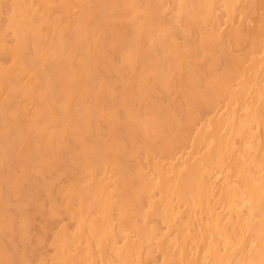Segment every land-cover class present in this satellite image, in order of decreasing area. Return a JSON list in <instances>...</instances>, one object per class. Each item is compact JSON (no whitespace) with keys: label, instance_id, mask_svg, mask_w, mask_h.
<instances>
[{"label":"bare ground","instance_id":"1","mask_svg":"<svg viewBox=\"0 0 264 264\" xmlns=\"http://www.w3.org/2000/svg\"><path fill=\"white\" fill-rule=\"evenodd\" d=\"M12 1L15 5L16 1L20 0H15V3L14 0ZM57 1L59 4L60 1ZM75 3L79 2L75 0ZM80 4L82 8L83 3ZM15 7L13 11H17ZM41 8L42 6L39 13L44 11H41ZM117 8L118 10L125 8V12H121L122 15L119 16L115 12ZM30 9L34 11L35 8ZM83 9H81L82 13ZM13 11H11L13 15L17 14ZM95 12L97 15L94 21L85 19V23L96 25L99 33L94 31L88 33L86 40L75 38L74 41L73 53L77 57L78 71L73 87H69L68 80L71 79L66 77L68 80L64 85L62 82L63 93L57 88L55 92L50 94V91L47 92L49 96L46 95L42 104L36 107L39 117L35 115L36 113L33 115L38 119L32 121V126H29L35 128L37 138L40 136L44 139L46 147L54 148L58 154L63 155V167L61 166L60 172L63 175L58 174L64 178L61 191L47 193V198L50 200L47 208L49 217L60 218L58 207H62L63 212L68 216L67 220L73 221L75 225L73 233L69 231L70 225L61 226L63 227L61 230L53 227L58 231H55L56 235L53 233L56 236L55 240L53 238L54 243L48 242L50 246L51 243L55 244L53 255L49 258L50 262L52 264H264V0H97ZM45 14L48 17L49 14L47 12ZM1 16L3 18L4 13ZM39 19L44 20L43 17H38ZM82 21L84 20L80 21L81 24L84 23ZM38 22L39 25L43 21ZM7 25L9 27V23ZM52 26L53 23L49 25L50 28ZM49 27H44V30L45 28L49 30ZM73 29L68 30L72 32ZM55 36L51 38L48 36V40L56 38ZM74 37L69 38L71 43ZM58 38H56L57 43L60 42ZM37 41L39 45L42 40ZM46 43L47 45L43 46L49 48L48 42ZM3 44L0 43V48H4ZM35 45L34 48L40 49ZM69 46V43L64 45L62 51ZM10 47L8 50L14 48L10 49ZM71 49L73 48H69V51ZM107 49H112L111 53H108ZM50 50L47 49L50 53L56 49L50 46ZM50 61L53 63L56 59ZM3 63L4 66L6 63ZM46 65L49 67V64ZM38 67V65L37 68L34 67L35 70L41 68ZM12 70L11 77L14 76ZM18 71L20 73V70ZM7 76L10 77L9 74ZM41 78L43 79L42 76ZM2 79H0V87L9 86L10 83H5ZM42 79L39 80L38 87L40 83H44ZM47 83L42 85L45 86L44 89L50 85ZM9 89L12 90V87ZM10 90L2 91L7 95ZM87 91L94 96V102L99 104L98 109L103 116V129L98 128V122L94 119L95 104L91 105L93 101L87 98ZM19 95L17 98H20ZM162 95L169 98L168 101L166 100L168 103L159 100ZM42 97L43 95L40 99ZM27 103L30 105V102ZM198 106H203L202 112V109L200 111L197 109ZM12 108L16 109L15 106ZM3 109L0 111L7 112V108ZM21 110L20 112L24 111ZM55 112L59 113L58 116ZM82 112L83 115L79 118ZM53 114L60 117V129L59 133L53 130L57 134L51 130L52 136L47 140L45 137L49 134V128L47 125L43 127V124L52 121ZM7 117L8 115L5 118ZM19 132L21 133L22 130ZM3 137L6 135L4 134ZM59 142L63 143L62 149L55 148L56 145L59 146ZM24 145L28 146V143ZM31 146L32 144L30 148L34 149L38 147L35 142L33 147ZM4 167L6 168V165ZM211 170L215 171L214 176H210ZM22 175L24 176L25 173ZM1 179L5 182L7 176ZM45 182L50 183V180ZM51 182L53 183V180ZM38 186L42 188V184ZM43 187L46 188L45 185ZM2 192L4 193L3 188ZM55 193L61 196L58 205L57 200L53 199L56 203L51 201ZM26 197H24L25 205L30 206L32 196L30 198L28 194ZM25 207L24 205L21 209L17 207L20 210L13 208L16 214L12 217L18 225L15 228H18L17 231L21 234L29 223ZM4 224L6 223L4 222L2 226ZM47 226L50 227V231L52 229L50 223ZM13 234L17 235L15 232ZM39 234L37 242L43 238H39L42 236ZM26 235L30 236V233ZM53 235L51 237H54ZM46 236L48 237L45 235V238ZM22 237V240L26 239L25 236ZM8 238L5 240L7 245L4 243L7 247L6 251L8 248L15 250V237ZM28 239L32 240V237ZM22 240H20L21 245L25 242ZM26 241L30 244L28 240ZM40 244L44 243L40 242ZM34 249L33 245L32 250ZM3 251L0 252V256L3 255ZM26 252H16L18 260L13 261L12 258L8 263H3L0 258V264L34 263L32 260L36 259L33 257L35 254L30 257ZM42 254H39L41 262L46 257L45 254L42 257ZM154 254L159 256V260L155 259ZM45 262L48 260H44L43 263Z\"/></svg>","mask_w":264,"mask_h":264},{"label":"rangeland","instance_id":"2","mask_svg":"<svg viewBox=\"0 0 264 264\" xmlns=\"http://www.w3.org/2000/svg\"><path fill=\"white\" fill-rule=\"evenodd\" d=\"M7 1V2H6ZM6 1H0V4L3 6H1L0 7V19H1V21H0V25H1V27H0V30L2 31H0V43H8V44H3L2 46L4 47V48H0V52L2 51V53H0V55L2 56H0V61H1V63H0V68L2 69H0L1 71H0V73H1V75H0V79H2V78H4V79H2L3 81L5 80V83H10L9 84V86H6V87H4L3 86V88L2 87H0V88H2V90H4V92H7V90H10L9 88L10 87H12V90H10L9 91V93H7V95H6V93H5V95H4V93H3V91L1 90L0 91V100H3V101H0V103L2 104L3 102L5 103H3V105H4V107H3V105H1L0 104V110L1 109H3V110H5V108H7V112H6V110H5V112L4 111H0L1 113H0V126H2V127H0V164H1V166H0V212L2 213V214H0V218H2V219H0V236L1 237H4V238H1V240L2 241H0V252H2L3 250V255H1L0 256V258H1V261L3 262V263H8L9 262V260H11L12 258V260L13 261H16V260H18V254L17 253H19V251H27L26 253H27V255L28 256H30V255H34L35 254V256H33V257H35L36 259H33L32 260V262H34V263H32V264H42L43 262H44V260L46 261V260H48V262H45V264L47 263V264H52L51 262H50V257L53 255L52 253L54 252V247H55V244H52V243H54V240H55V238H56V234H57V232H55V231H58V230H61V228H63V227H61V226H65L66 225V227H68L69 225H70V227H68L69 228V231H70V233L72 232H74L73 230H74V228H73V226L75 227V225L73 224L74 222L73 221H69V220H67V215H65L66 213H64L63 212V210H62V207H58V211H59V213L61 214H59V216L58 217H60V218H51V217H49L50 216V213H49V209H47V208H49V206H48V203L50 202V200H49V198H47L48 196H47V193L49 192H58L59 190L61 191V188H62V184L64 183V178H63V176H58V174H60V175H63V173H60L61 171H62V169H61V166L63 167V155L62 154H58L57 152H56V149L54 150V148L53 149H50L49 147H46V144L44 143V139H41V137L39 136V138H37V132H35V128L34 127H32V128H34V129H32V128H30L32 125H31V123H32V121H34V120H37L38 119V117H39V115H38V113H39V111H37L36 112V109L38 108V106L37 105H41L42 104V101H44V98H46V95H47V97L49 96V94L50 93H52V92H55L57 89H59L60 90V92L61 93H63L62 92V89H63V86H62V82H63V85H64V82H66L68 79L67 78H69V79H71V81L70 80H68V82H69V87L70 88H72L73 87V84H74V79H75V75L77 74V71H78V69H76L77 68V57L75 56V54L73 53L74 51H75V49H74V41H75V38H79V39H83V40H86V38H87V36L90 34V33H93L94 31L95 32H98L97 30H96V25H91L89 22H87V25H86V20L87 19H89V20H93L94 21V19H95V17H96V12H95V10H96V4H97V0H81V2H80V0H77L79 3L78 4H76L75 3V0H59L60 2H59V4H58V1L57 0H50L51 2H49V0H39L40 2H37L38 0H34L35 1V3H34V1H28V0H25V2H24V0L23 1H21L22 2V4H20L21 2L20 1H16V3H15V0H14V3H15V5L13 4V1L12 0H6ZM26 1H27V3H26ZM88 1V2H87ZM11 2V3H10ZM19 2V3H18ZM45 2V3H44ZM53 2V3H52ZM89 2H91V4H89ZM9 3V4H8ZM41 3V4H40ZM44 5H43V4ZM51 3V4H50ZM58 4V6L59 7H57V5L56 4ZM64 3H66V4H64ZM80 3H83L82 4V8H81V4ZM10 4H11V6H10ZM16 4H19V5H16ZM28 4H30V5H28ZM45 4H47V5H45ZM55 5V6H54ZM65 5V6H64ZM89 7H87V6ZM92 5V6H91ZM18 7V8H16V7ZM20 6V7H19ZM28 6V7H27ZM40 6H42V10L41 11H45V12H47V14H49L48 15V17H46V14H45V12L43 11V12H41V13H39V11H40ZM60 6H62V7H60ZM85 6V7H84ZM95 6V7H94ZM11 7V8H10ZM13 7H15V10H17V11H13L14 9H13ZM43 7H44V9H43ZM48 7V8H47ZM50 7V8H49ZM52 7V8H51ZM67 7V8H66ZM79 7H80V10H79ZM91 7V8H90ZM5 8H7V10H4ZM27 8V9H26ZM30 8H35L34 9V11L32 10V9H29ZM39 8V9H38ZM48 10H46V9ZM84 8V9H83ZM95 8V9H94ZM10 11H9V10ZM12 9V10H11ZM55 9V10H54ZM81 9H83L84 10V12L82 13V11H81ZM93 10V12L91 13V10ZM18 10H20V11H18ZM66 10V11H65ZM78 10V11H77ZM6 11L9 13H6ZM11 11H13V13H17V14H14L15 15V17H14V15L12 14V12ZM26 11V12H25ZM29 11V12H28ZM32 13H31V12ZM56 11H57V13H59V14H57L56 13ZM59 11V12H58ZM86 11V12H85ZM4 13V16H3V18H2V14ZM51 12V13H50ZM115 12H117L118 14H119V16H121L122 15V13H124L125 12V8H119V10H118V8L117 9H115ZM120 12V13H119ZM122 12V13H121ZM22 13V14H21ZM31 13V14H30ZM45 15H44V14ZM72 13H73V15H72ZM89 13V14H88ZM12 14V15H11ZM24 14V15H23ZM25 14H26V16H25ZM34 14V15H33ZM37 14V15H36ZM79 14H82V15H79ZM12 16L11 18L9 17V16ZM30 15H33L32 17L30 16ZM39 15V16H38ZM40 15H43V16H40ZM55 16V18L56 19H58V20H56V19H54V16ZM61 15H63V17L61 16ZM6 16H8V17H6ZM87 16V17H86ZM89 16V17H88ZM21 17H24L23 19H21ZM38 17L39 18H44V20H38ZM59 17V18H58ZM79 17V18H78ZM84 17V18H83ZM91 17V18H90ZM12 20V24L10 23V19ZM27 18H29L28 20H27ZM31 18V19H30ZM33 18V19H32ZM49 19V21H48V19ZM51 18H53L52 19V21L50 20ZM73 18H74V20H73ZM83 18V19H82ZM46 19V20H45ZM62 19V20H61ZM79 19V20H78ZM86 19V20H85ZM29 20H31L30 22H32V23H30L29 22ZM35 20V21H34ZM77 20V21H76ZM81 20H84V21H82V22H84L83 24H81L80 23V21ZM88 20V21H89ZM4 21V22H3ZM9 21V22H8ZM21 21H23V22H21ZM38 21H43L42 23H46L45 25H43L42 23H40L39 25H38ZM55 21V22H54ZM56 21H57V23H56ZM75 21H76V23H75ZM6 22H8L9 23V27H8V23L6 24ZM15 22H16V24H15ZM37 23V24H36ZM52 23H53V26L54 25H56V26H58V27H56V28H54L53 26H52V28H50L49 27V25H52ZM56 23V24H55ZM63 23H64V25H63ZM89 23V24H88ZM4 24H6V25H4ZM19 24V25H18ZM29 24H31L30 25V27H27ZM57 24H61V25H57ZM77 24V25H76ZM63 25V26H62ZM67 25V27H65ZM38 26H40V27H38ZM49 27L50 29H51V32H50V29L48 30V28H45V30H44V27ZM76 26V27H75ZM79 26V27H78ZM82 26V27H81ZM3 27H5V28H3ZM7 27L9 28L8 30H7ZM20 27V28H19ZM24 27H26L25 29H24ZM64 27V28H63ZM71 29H70V28ZM82 29H81V28ZM86 27V28H85ZM94 27V28H93ZM38 28V29H37ZM74 28V29H73ZM12 29H15L14 31L12 30ZM55 29V30H54ZM56 29H59V31H57ZM72 30L73 29V31L71 32V31H69V30ZM92 29V30H91ZM95 29V30H94ZM4 30H6V32H4ZM37 30V31H36ZM40 30V31H39ZM52 30H54V31H56V32H58L57 34H56V32H54V31H52ZM61 30V31H60ZM79 30V31H78ZM83 30V31H82ZM11 31V32H10ZM21 31V32H20ZM40 33H39V32ZM49 31V32H48ZM63 31L65 32V31H67V33H63ZM81 31V32H80ZM10 32V33H9ZM13 32H14V34H13ZM35 32H37V34L39 35H37ZM42 32H44L46 35H44V33H42ZM54 32V33H53ZM62 32V33H61ZM74 32V33H73ZM75 32H77V33H75ZM3 33V34H2ZM9 33V34H8ZM41 33H42V35H41ZM71 33V34H70ZM89 33V34H88ZM99 33V32H98ZM8 34V35H7ZM11 34H13V35H11ZM20 34H22V35H20ZM30 34V35H29ZM35 34V35H34ZM53 34V35H52ZM55 34L57 35V36H55ZM65 36H64V35ZM68 34V35H67ZM75 34V35H74ZM81 34H82V36H81ZM6 35V36H5ZM10 35V36H9ZM24 35V36H23ZM62 35V36H61ZM98 35V34H97ZM2 36H4V37H2ZM30 36V37H29ZM32 36H34V37H32ZM48 36L51 38V37H56V38H58V36H60L58 39H60L59 41V43H57L58 42V40L56 39V38H52L51 40H48ZM71 36H75L74 37V40H73V43H71L70 41H69V38L71 37ZM1 37H2V39H1ZM23 37V38H22ZM65 37V38H64ZM66 37H68V38H66ZM4 38H6V39H4ZM22 38V39H21ZM35 38V39H34ZM38 38V39H37ZM43 38H46V39H43ZM64 38V39H63ZM4 39V40H3ZM24 39L26 40V41H24ZM63 39V40H62ZM2 40H3V42H2ZM6 40H7V42H6ZM17 40V41H16ZM29 40H31V41H29ZM33 40H35V42L33 41ZM37 40H42V41H40V43H39V45L37 44L38 43V41ZM48 40V41H47ZM53 40V41H52ZM11 41H13V42H11ZM22 41H24V42H22ZM48 42V47L49 48H47L46 46H43V45H47V43L46 42ZM51 41V42H50ZM53 42H55V43H53ZM62 42L64 43V45H66V44H70V46L65 50V51H62L63 50V46L64 45H62ZM11 43H14V45H12ZM31 43L33 44V45H35V46H38L37 48H40V49H36V47L34 48V46L33 45H31ZM44 43V44H43ZM51 43V44H50ZM58 45H57V44ZM50 44V45H49ZM55 44V45H54ZM52 45H54L53 47H52ZM9 46H11V47H14V48H12L11 49V47H10V49L11 50H8L9 49ZM19 48H18V47ZM50 46H51V48L52 49H56V50H54V51H52L51 53L50 52H48L47 51V49L49 50V51H51L50 50ZM0 47H1V45H0ZM7 47V48H6ZM15 47H17V48H15ZM29 47V48H28ZM60 47V48H59ZM22 48V49H21ZM32 48V49H31ZM47 48V49H46ZM62 48V49H61ZM69 48H73V49H71L70 51H69ZM2 49H4V51L2 50ZM16 49V50H15ZM17 49H20V50H17ZM34 49H36V50H34ZM45 49V50H44ZM31 50V51H30ZM39 50V51H38ZM44 50V51H43ZM58 50H60V51H58ZM112 50V49H111ZM111 50L110 49H107V52L108 53H111ZM6 51V52H5ZM18 51H20V52H18ZM25 51H26V53H25ZM33 51H36L35 53H37L38 52V54H35V53H33ZM56 51H58L60 54H62V55H60V54H56V53H58V52H56ZM62 52V53H61ZM70 52V53H69ZM13 53V54H12ZM41 53V55H39ZM49 53V54H48ZM73 53V54H72ZM7 54H8V56H7ZM26 54V55H25ZM48 54V55H47ZM54 54V56L55 55H57V56H52ZM71 54H72V56H71ZM12 55H14L13 57H12ZM28 55V56H27ZM30 55H35L34 57L33 56H30ZM45 55H47V57H45ZM50 55V56H49ZM58 55H60V57L58 56ZM27 56V57H26ZM39 56V57H38ZM16 57V58H15ZM17 57H18V59H17ZM32 57V58H31ZM37 57H38V59H37ZM49 57H51V58H49ZM64 57V58H63ZM66 57H68L67 59H66ZM12 58H14L13 60H12ZM35 58V59H34ZM43 58H44V60H43ZM56 59V61H58L59 59L58 58H61L58 62H53V63H51L52 61H50V60H55ZM9 59V60H8ZM26 59V60H25ZM65 59V60H64ZM17 60V61H16ZM42 60V61H41ZM48 60L50 61V62H48ZM68 60H70V61H68ZM73 60V61H72ZM30 61H32V62H30ZM34 61H35V64H37L38 62H40V63H38L37 65L39 66V67H41L39 70H35V68L34 67H36L37 68V65H35L34 64ZM44 61H47V62H44ZM65 61H67V62H65ZM2 62H4L3 64H5L4 66L2 65ZM13 62H15V63H13ZM16 62H20V63H16ZM27 62H28V64H27ZM43 62V63H42ZM68 62H70V63H68ZM42 63V64H41ZM46 63L47 64H49V67L46 65ZM57 63V64H56ZM62 63H63V65H62ZM223 63H224V61H223ZM223 63H222V67H223ZM20 66V67H17L18 65ZM21 64V65H20ZM32 64V65H31ZM40 64V65H39ZM53 64V65H52ZM68 66H67V65ZM73 64H74V66H73ZM3 67H2V66ZM8 65H10V66H8ZM44 65H46V66H44ZM58 65V66H57ZM12 66H15V67H13L12 68ZM42 66H44V67H46V68H44V67H42ZM53 66V67H52ZM21 67H22V69H21ZM25 67H27V69L25 68ZM31 67V68H30ZM38 67V68H39ZM63 67H66V68H63ZM74 67V69H72ZM50 68V69H49ZM57 68H59V69H57ZM13 69V70H12ZM16 69V70H15ZM26 69V70H25ZM29 69H31V71L29 70ZM47 69H48V71H47ZM55 69V70H54ZM58 71H57V70ZM66 69V70H65ZM73 70V71H68V70ZM11 70H12V73L14 74V76H16L15 78H13L14 76H12L11 77ZM18 70H20V73H19V71ZM25 70V71H24ZM33 70H35V71H39L38 73L37 72H33ZM45 70V71H44ZM54 70V71H53ZM28 71V72H27ZM22 72H24V73H22ZM25 72H26V74H25ZM33 72V73H32ZM43 72H48V73H43ZM53 72V73H52ZM18 73V74H17ZM29 73H31L30 75H28V76H26L27 74H29ZM41 73V74H40ZM50 73H52V74H50ZM54 73H56V74H54ZM63 75H62V74ZM67 73V74H66ZM5 74H6V76H5ZM9 74V76L10 77H8L7 75ZM20 74V75H19ZM37 74H40L42 77H43V79L41 78V76L40 75H37ZM61 74V75H60ZM65 74V75H64ZM3 75V76H2ZM47 75V76H46ZM61 77H60V76ZM22 76V77H21ZM63 76H65V77H63ZM72 76V77H71ZM7 79H6V78ZM26 77H27V79H26ZM36 77V78H35ZM37 77H40L41 79H42V81L45 83H47V80H49L48 81V83L50 84V85H48L47 87L48 88H46V89H44V87L45 86H42L44 83H40V85H39V87H38V83H39V80H41L40 78H37ZM49 77L50 78H52V79H49ZM55 77V78H54ZM59 77V78H58ZM67 77V78H66ZM19 78V79H18ZM23 78H24V81H26V83L23 81ZM57 78V79H56ZM61 78V79H60ZM13 79V80H12ZM16 79V80H15ZM38 79V80H37ZM59 79V80H58ZM7 80V81H6ZM9 80H12V81H10L9 82ZM57 80V81H56ZM1 81V80H0ZM21 81H23V82H21ZM36 81H38L37 83H36ZM42 81H40V82H42ZM17 83V82H21V83H17V84H15V83ZM12 83V84H11ZM23 83V84H22ZM47 83V84H48ZM57 83V84H56ZM60 83V84H59ZM8 84H6V85H8ZM14 84V85H13ZM25 84V85H24ZM17 85V86H16ZM22 86V88H20L19 86ZM52 85V86H51ZM35 86V87H34ZM9 87V88H8ZM14 87V88H13ZM15 87L17 88V89H15ZM53 87V88H52ZM55 87V88H54ZM62 87V88H61ZM8 88V89H7ZM32 88V89H31ZM34 88H36L35 90H34ZM52 88V89H51ZM57 88V89H56ZM19 89H22V91L21 90H19ZM14 90H16V91H14ZM32 90V91H31ZM45 91V92H42V91ZM47 90V91H46ZM55 90V91H54ZM12 91V92H11ZM20 93H19V92ZM32 93H30V92ZM37 91L39 92V93H37ZM50 91V92H49ZM29 92V93H28ZM47 92H49V94L47 93ZM12 93H13V95H12ZM28 93V94H27ZM61 93H58V94H61ZM87 94H88V96H87V98L89 97V101H93V103L91 104V105H93V104H95L94 105V108L96 109V111L94 112V119H95V121L96 122H98L97 124H98V128H100V129H103V116H102V114H101V112L99 111V109H98V106H99V104L98 103H95L94 102V100H95V98H93L94 96L91 94L90 95V92L89 91H87L86 92ZM3 94V95H2ZM10 94V95H9ZM19 94H21V95H19ZM12 95V96H11ZM18 95L20 96V98H17L18 97ZM22 95H23V97H22ZM28 95V96H27ZM32 95H34V96H32ZM43 95V97H42V99H40V97ZM13 96H15L14 98H13ZM165 96V95H164ZM163 95L162 96H160V98H159V100L161 101V102H165L166 100L168 101L169 100V98L167 99L166 98V96L164 97ZM11 97V98H10ZM28 97V98H27ZM36 97H38V99L36 98ZM165 99H164V98ZM4 98V99H3ZM8 98V99H7ZM24 98L25 99H27V100H24ZM13 99H15L14 101H13ZM22 99V100H21ZM40 99V100H39ZM11 100V101H10ZM30 100H32V101H30ZM33 100H38V101H33ZM9 101H10V103H9ZM16 101V102H15ZM20 103H19V102ZM22 101H23V103H22ZM165 102V103H168V102ZM8 102V103H7ZM27 102H30V105H29V103H27ZM33 102V103H32ZM36 103V104H35ZM38 103V104H37ZM13 104H15V105H13ZM31 104H32V106H34V107H32L31 106ZM6 105V106H5ZM23 105H24V109H22L23 108ZM36 105V106H35ZM91 105H89V106H91ZM97 105V106H96ZM7 106H11L10 108L12 109H9V107H7ZM16 107V109L15 108H12V107ZM17 106H19V107H17ZM27 107V108H26ZM37 107V108H36ZM203 106H198L197 107V109L200 111L201 109V112L203 111V108H202ZM31 108H33V109H31ZM14 109H15V111H14ZM22 109V110H21ZM20 110L21 111H23V112H20ZM43 110V109H42ZM84 110V109H83ZM8 111H9V113H8ZM16 112H18V113H20V114H17ZM31 112V113H30ZM36 113V114H35ZM57 115L56 116H58V112H55ZM183 113V112H182ZM22 114H24V115H22ZM38 115V117L36 116V119L33 117V115ZM91 114H92V112H91ZM3 115V116H2ZM5 115V116H4ZM6 115H8V117L7 118H5L6 117ZM14 115H15V117L19 120H16V118H14ZM26 115H29V116H26ZM68 114H66V116H67ZM83 115V112H82V114L80 115V116H78L79 118L81 117ZM10 116V117H9ZM56 116H54V114H53V120L52 121H49V122H45V124H43V127H45L44 125H47L48 126V128H49V131H48V133L49 134H46V139L48 140V139H50L51 138V136L52 135H50V134H52L54 131L53 130H55V132H57V133H59V129H60V117H56ZM13 117V118H12ZM19 117V118H18ZM24 119H26V120H24ZM99 117V118H98ZM58 118V119H57ZM13 119V120H12ZM101 119V120H100ZM4 121V122H2V121ZM6 120V121H5ZM9 120H11V122L9 121ZM9 121V122H8ZM16 121V122H15ZM19 123H18V122ZM23 122V123H22ZM30 122V123H29ZM55 122V123H54ZM4 123V124H3ZM14 125H13V124ZM20 123H22V125L20 124ZM25 123H28V124H25ZM46 123H48V124H46ZM17 124V125H16ZM53 124H55V125H53ZM6 125V126H5ZM12 125V126H11ZM57 125V126H56ZM8 126H10V127H8ZM13 126H14V130H13ZM21 126L23 127V128H21ZM30 126V127H29ZM55 126V127H54ZM5 127H7V128H5ZM17 127V128H16ZM2 128V129H1ZM24 128H26V129H24ZM29 129H31V130H29ZM11 131V132H9V131ZM20 130H22V132L20 133L19 131ZM53 132H52V131ZM4 131V132H3ZM7 131V132H6ZM14 131V132H13ZM17 131V132H16ZM8 132H9V134H8ZM29 132H33L34 133V137H33V133L31 134H29ZM52 132V133H51ZM54 132V133H55ZM21 135H20V134ZM23 133V134H22ZM57 133H55V134H57ZM4 134L6 135V137H3L4 136ZM12 134V136H10ZM18 134H19V136H18ZM14 135V136H13ZM48 135V136H47ZM20 138H18V137ZM21 136H23V137H21ZM10 137H12V138H10ZM36 138V139H35ZM6 139H8V140H6ZM10 139H11V141H10ZM13 139V140H12ZM16 139H18V140H16ZM22 139V140H21ZM38 139V140H37ZM18 141V142H16L15 143V141ZM31 140V141H30ZM14 141V142H13ZM24 141H26V142H24ZM46 141V140H45ZM21 142V143H20ZM34 142H35V145L36 146H38V147H36V149H34V148H30V145L32 144V146L31 147H33V144H34ZM24 143H28V146H29V149H27V147L28 146H26V145H24ZM13 144V145H12ZM40 144H42V145H40ZM14 145H16V146H14ZM21 145H23V147L21 146ZM4 146V147H3ZM59 146H60V148H59ZM59 146H55V148H58V149H62L63 148V143H60L59 142ZM93 146V145H92ZM10 148V149H12V150H9L8 148ZM12 147V148H11ZM42 147V148H41ZM7 148V149H6ZM19 149V151L20 152H18V149ZM5 149V150H4ZM17 149V150H16ZM41 149V150H40ZM1 150H2V152H1ZM4 150V151H3ZM22 150V151H21ZM42 150H43V152H42ZM13 151V152H12ZM49 151H51V152H49ZM23 153V155H22V153ZM53 152H54V154H55V156H52L51 157V155H54L53 154ZM33 154V156H31L32 154ZM51 153V154H50ZM8 154V155H7ZM56 154H58V156H56ZM24 155H27L26 157L24 156ZM59 155H61V156H59ZM8 158H7V157ZM20 156V157H19ZM37 156H38V158H37ZM40 156V157H39ZM44 156V157H43ZM11 157V158H10ZM42 157V158H41ZM55 157V158H54ZM6 158H7V160H6ZM44 158V159H43ZM61 158V159H60ZM53 159V160H52ZM55 159V160H54ZM5 160V161H4ZM22 160V161H21ZM26 160V161H25ZM33 161V162H29V161ZM57 160V161H56ZM51 161H53L54 162V164H53V162L51 163ZM45 162V163H44ZM6 163V164H5ZM8 163V164H7ZM58 163V164H57ZM62 163V164H61ZM56 164V165H55ZM6 165V168L4 167ZM13 165L15 166V167H13ZM26 165H29V166H26ZM33 165H35V166H33ZM53 167H52V166ZM31 166V167H30ZM41 167V169H40V167ZM50 166V167H49ZM59 166V167H58ZM9 167H10V169H9ZM23 167V168H22ZM43 167H45V168H43ZM4 168V169H3ZM47 168V169H46ZM50 168V169H49ZM38 169L40 170V171H42V172H40V171H38ZM56 169V170H55ZM24 170V171H23ZM31 170H34V171H32L33 172V174H31L32 172H31ZM13 171V172H12ZM20 171H22V173H20ZM29 173H28V172ZM8 172H10V173H8ZM17 174H15V173ZM35 172V173H34ZM36 172H37V174H36ZM40 172V173H39ZM59 172V173H58ZM145 172L147 173V171L145 170ZM25 173V175L23 176L22 174H24ZM43 173V174H42ZM49 173H51V174H49ZM210 176H214L215 175V171H213V170H211L210 172ZM39 174H41V175H39ZM49 174V175H48ZM47 175V176H46ZM57 175V176H56ZM4 176H7V180H5V182L4 181H2L3 179H1V178H4ZM20 176V177H19ZM26 176V177H25ZM43 176V177H42ZM50 176V177H49ZM10 177H11V179H13V180H11L10 179ZM14 177V178H13ZM25 177V178H24ZM29 177H31V178H29ZM42 177V178H41ZM16 178V179H15ZM43 178H44V180L45 181H49L50 180V183H48V182H45L44 180H43ZM52 178H54V179H52ZM62 178V180H60ZM24 179H26L25 181H24ZM56 179H58V181H56ZM15 180V181H14ZM29 180H30V182H29ZM32 180H34V181H32ZM36 180H40V184H42V188L41 187H39L38 185H40L39 183H38V181H36ZM51 180H53V183L51 182ZM55 180V181H54ZM27 181V182H26ZM63 181V182H62ZM20 182V183H19ZM28 182H29V184H28ZM54 182L56 183V184H54ZM15 183V184H14ZM35 183L37 184V185H35ZM47 183V184H46ZM6 184V185H5ZM50 184H52L53 186H55V187H53V186H51ZM59 184V185H58ZM1 185H3L4 187H2ZM34 185V186H33ZM43 185H45V187L46 188H44L43 187ZM11 186V187H10ZM25 189H24V188ZM31 187V188H30ZM2 188H3V191H4V193L2 192L1 193V191H2ZM7 188V189H6ZM34 188H36V189H34ZM53 188V189H52ZM12 190V191H10V190ZM19 189V190H18ZM45 189H47V190H45ZM49 189V190H48ZM21 190H22V193H21ZM27 190H28V192H27ZM37 190V192H35ZM40 190V191H39ZM54 190V191H53ZM32 191V192H31ZM42 191V192H41ZM47 191V192H46ZM5 192H7V193H5ZM15 192V193H14ZM17 192V193H16ZM38 192H39V194H38ZM30 195V198H31V196H32V200H30V206H27V205H25V199H24V197L25 198H27L26 196L28 195V194ZM34 193V194H33ZM13 194V195H12ZM32 194V195H31ZM6 196V197H5ZM9 196V197H8ZM15 198H14V197ZM16 196H18V197H16ZM24 196V197H23ZM35 196V197H34ZM39 196H41V197H39ZM55 196V197H54ZM3 197V199H1ZM13 197V198H12ZM34 197V198H33ZM60 195H58L57 193H55L54 195H53V197L51 198V201L52 202H54V203H56L55 201H53V199L54 200H57V205L59 204V202H60ZM9 198V199H8ZM21 198V199H20ZM3 200H4V203H3ZM5 200H7V201H5ZM8 200H10V201H8ZM49 200V201H48ZM19 201V202H18ZM38 201V203L36 204V202ZM14 202V203H13ZM17 202V203H16ZM44 202V203H43ZM22 203V204H21ZM32 203H33V205H32ZM15 204V205H14ZM9 205H11L12 207H10ZM23 207V205L24 206H26L25 207V209H26V215L27 216H29V217H27V219H29L27 222H29L28 223V226L26 225H24L25 226V229H23V232H22V234L24 233V235H22L21 234V232H18L17 230H18V228L16 229L15 227H18V225H17V223H15L14 222V218L13 217H15V214H16V212H14L13 211V208L15 207L16 209H18V210H20L21 209V206ZM3 206H6L5 208H3ZM14 206V207H13ZM9 207V208H8ZM17 207H19V208H17ZM46 208V209H45ZM39 209V211H37ZM44 209L46 210V211H44ZM10 210H11V212L13 213V214H10L11 212H10ZM27 210H29V211H27ZM42 212H43V214H42ZM5 215H4V214ZM28 213H29V215H28ZM33 213V214H32ZM10 214V215H9ZM41 214H42V216H41ZM45 214V215H44ZM46 214H48V215H46ZM13 216V217H12ZM34 216V217H33ZM45 217V218H42L41 219V217ZM47 216V217H46ZM62 216V217H61ZM7 219H6V218ZM3 218H5V219H3ZM10 218V219H9ZM36 218V219H35ZM33 219L34 220H36V221H33ZM3 220H4V222L6 223V224H4V225H7V226H4V228H2L3 226H2V224L4 223L3 222ZM12 220V221H11ZM25 220H26V218H25ZM43 220V221H42ZM64 220L67 222H64ZM42 221V222H41ZM61 221V222H60ZM9 222V223H8ZM13 222V223H12ZM34 222V223H33ZM35 222H36V224H35ZM39 222V223H38ZM44 222H46L45 224H47V225H49V223H50V226L52 227V229H50V231H49V226H47V225H45L44 224ZM57 222H59V223H57ZM63 222V223H62ZM69 222H70V224H69ZM73 222V223H72ZM15 223V224H14ZM51 223H53V224H51ZM57 223V224H56ZM64 223H66V224H64ZM13 225V226H9V225ZM20 224H22V223H20ZM35 224V226H33ZM41 224V225H40ZM17 225V226H16ZM54 225V226H53ZM58 225L60 226V227H58ZM20 226V225H19ZM44 226H45V228H44ZM10 229H9V228ZM27 227H30V228H27ZM41 227V228H40ZM56 229H58V230H55L54 228ZM13 228H15V229H12ZM48 228V229H47ZM2 229V230H1ZM43 229L45 230V231H43ZM6 230V231H5ZM28 230H29V232H28ZM33 230H35V231H33ZM37 230V231H36ZM38 230H40V231H38ZM15 232L17 235H15V234H13V232ZM27 231V232H26ZM8 232V233H7ZM9 232H10V234H9ZM12 232V233H11ZM34 232H35V234H34ZM45 232V233H44ZM29 234L30 233V236L28 235H26V234ZM40 233V234H39ZM46 233H48V234H46ZM49 233H50V235H49ZM53 233H55V235H53ZM39 234V236L40 235H42V236H40L39 238H42V239H39V241L40 242H42V243H44V244H40V242H37L38 241V235ZM45 235H48V237L47 238H45ZM51 235H53L54 237H51ZM15 237V244H14V248H16L15 250L14 249H12V250H10L9 248H8V252L6 251V249H7V247H5V245H7L6 244V242H5V240H7V239H9L8 237ZM22 236H25L24 238H26L25 240H22L23 239V237ZM104 235H102V237H103ZM28 237L30 238V237H32V240H30V239H28ZM53 238H54V240H53ZM34 239V240H33ZM20 240H22V241H25V242H23L22 244L23 245H21V243H20ZM26 240H28V242H30V244H31V247H30V244L29 243H27V241ZM30 240V241H29ZM47 240V241H46ZM47 243H46V242ZM1 242H3V243H1ZM48 242H52L51 243V246H50V243H48ZM4 243H5V245H4ZM36 244H39V245H41L42 247L44 246V248H42L41 246H39V245H36ZM29 245V246H28ZM33 245H34V247H35V249H34V251L32 250L33 249ZM47 246H49V247H47ZM53 246V247H52ZM25 249H24V248ZM47 247V248H46ZM46 248V249H45ZM49 248V249H48ZM30 249V250H29ZM13 250H14V252H13ZM38 250H40V251H38ZM49 250H51V251H49ZM17 253H16V252ZM28 252H29V254H28ZM31 252V253H30ZM48 252V253H47ZM14 253V254H13ZM16 253V254H15ZM38 253V254H37ZM43 253V254H42ZM37 254V255H36ZM39 254L41 255L42 254V257L44 256V254H45V256L46 257H44V258H47V259H42V262H41V256H39ZM7 255V256H6ZM5 256V257H4ZM13 256V257H12ZM32 256H30V257H32ZM48 256V257H47ZM3 257V258H2ZM154 257H155V259L156 260H159V256L157 255V254H154ZM6 258V259H5ZM40 258V259H39ZM8 260V261H7ZM38 261V262H37ZM40 262V263H39ZM44 264V263H43Z\"/></svg>","mask_w":264,"mask_h":264}]
</instances>
